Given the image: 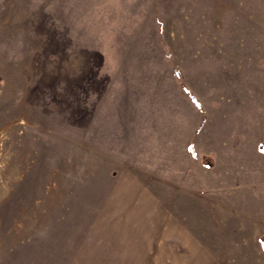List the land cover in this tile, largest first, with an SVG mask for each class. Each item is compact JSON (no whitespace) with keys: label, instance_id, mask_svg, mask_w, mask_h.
Returning a JSON list of instances; mask_svg holds the SVG:
<instances>
[{"label":"rangeland","instance_id":"rangeland-1","mask_svg":"<svg viewBox=\"0 0 264 264\" xmlns=\"http://www.w3.org/2000/svg\"><path fill=\"white\" fill-rule=\"evenodd\" d=\"M0 264H264V0H0Z\"/></svg>","mask_w":264,"mask_h":264},{"label":"bare ground","instance_id":"bare-ground-1","mask_svg":"<svg viewBox=\"0 0 264 264\" xmlns=\"http://www.w3.org/2000/svg\"><path fill=\"white\" fill-rule=\"evenodd\" d=\"M241 203V202H240Z\"/></svg>","mask_w":264,"mask_h":264}]
</instances>
